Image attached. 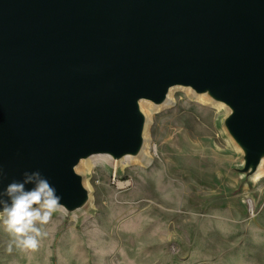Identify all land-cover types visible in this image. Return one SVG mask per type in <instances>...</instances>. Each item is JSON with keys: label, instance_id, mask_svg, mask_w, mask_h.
<instances>
[{"label": "water", "instance_id": "water-1", "mask_svg": "<svg viewBox=\"0 0 264 264\" xmlns=\"http://www.w3.org/2000/svg\"><path fill=\"white\" fill-rule=\"evenodd\" d=\"M177 75L245 80L226 89L245 95L234 130L263 134L264 0H0V193L38 171L75 197L65 164L129 145V107L109 86L151 93Z\"/></svg>", "mask_w": 264, "mask_h": 264}, {"label": "rangeland", "instance_id": "rangeland-1", "mask_svg": "<svg viewBox=\"0 0 264 264\" xmlns=\"http://www.w3.org/2000/svg\"><path fill=\"white\" fill-rule=\"evenodd\" d=\"M212 89L232 106L218 112L182 89L153 102L141 163L78 170L80 193L40 226L36 250L17 248L0 222V264H264V133L236 134L245 95Z\"/></svg>", "mask_w": 264, "mask_h": 264}, {"label": "bare ground", "instance_id": "bare-ground-1", "mask_svg": "<svg viewBox=\"0 0 264 264\" xmlns=\"http://www.w3.org/2000/svg\"><path fill=\"white\" fill-rule=\"evenodd\" d=\"M201 83L202 85H199ZM245 84V80L236 78L230 83L225 82L222 85H219L218 92H224L227 88L233 89L239 86H244ZM212 88V83L204 79H197V77L193 75L164 77L158 81L156 84V90L151 93H148L149 91L127 93L121 87L111 84L109 86L108 101L124 100L129 107L130 123L127 133L129 145L124 148L123 152L109 146H104L100 149L88 150L76 155L74 161L65 164V170L73 176H78V170L86 171L88 174H92L97 165H103L107 168L109 167L110 160L114 161V168H118L120 166L121 169H125L130 165L141 163V157H139L140 154L146 155L148 158L151 155L150 119L152 110L156 109L153 102L158 103L159 105H169L175 100V91L182 89L186 91L187 94L196 90L198 92L196 100L198 99V101L203 105L211 106L218 112L232 106V102L224 98L218 97L213 100L211 98V94L213 92ZM158 93L160 94L158 95ZM234 132L236 134H247V129L237 125ZM263 161L262 154L259 162V170L255 175V179L257 180H260L263 177ZM84 184L89 186V190L85 188ZM81 187L83 190H86V198L88 200L91 199L92 207H94V198L89 178L86 180V183L81 184ZM60 203L63 205V208L68 207L66 200L61 199ZM78 207L81 206L79 203H76V208ZM74 217L76 218L77 216L75 215Z\"/></svg>", "mask_w": 264, "mask_h": 264}, {"label": "clouds", "instance_id": "clouds-1", "mask_svg": "<svg viewBox=\"0 0 264 264\" xmlns=\"http://www.w3.org/2000/svg\"><path fill=\"white\" fill-rule=\"evenodd\" d=\"M31 184V188L26 185ZM0 196V222L13 237V244L24 250H36L40 238L46 236L42 225H47L53 213L61 212V197L47 178L38 171L24 173L23 181H12ZM9 251L12 245H9Z\"/></svg>", "mask_w": 264, "mask_h": 264}]
</instances>
